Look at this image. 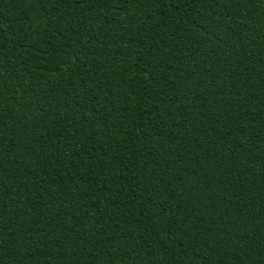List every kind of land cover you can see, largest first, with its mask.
<instances>
[{
    "label": "trees",
    "instance_id": "1",
    "mask_svg": "<svg viewBox=\"0 0 264 264\" xmlns=\"http://www.w3.org/2000/svg\"><path fill=\"white\" fill-rule=\"evenodd\" d=\"M0 264H264V0H0Z\"/></svg>",
    "mask_w": 264,
    "mask_h": 264
}]
</instances>
